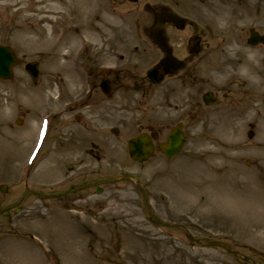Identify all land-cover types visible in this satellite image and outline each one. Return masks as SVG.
Listing matches in <instances>:
<instances>
[{"label": "rangeland", "instance_id": "obj_1", "mask_svg": "<svg viewBox=\"0 0 264 264\" xmlns=\"http://www.w3.org/2000/svg\"><path fill=\"white\" fill-rule=\"evenodd\" d=\"M145 3L175 9L203 29L196 60L182 75L151 86L141 103L137 91L118 96L120 109L102 126L119 134L101 142L99 159L88 146L86 163L79 164L63 145L48 150L46 143L21 175L39 129L32 116L48 113L56 92L62 110L77 82L75 63L117 66L131 83L158 61L157 51L144 50L137 38L133 47L129 38L144 27ZM251 28L264 35V0H0V46L18 60L13 80L0 81V145L8 146H0V186L7 187L0 209L25 194L0 213V264H264V173L253 188L242 177L253 169L240 173L247 159L256 166L264 157V46L246 47ZM29 62L39 65L37 87L24 71ZM206 92L215 94L208 107L201 101ZM16 109L28 113L25 126L9 132L5 115ZM179 122L186 123L187 142L176 158L158 153L145 164L128 158L131 137L152 128L164 140ZM100 134L88 132V144ZM218 151L224 166L214 157ZM127 174L140 181L161 225L148 217L132 181L102 186L99 195L88 188L76 203L28 194ZM206 241L223 242L236 254Z\"/></svg>", "mask_w": 264, "mask_h": 264}, {"label": "flooded vegetation", "instance_id": "obj_2", "mask_svg": "<svg viewBox=\"0 0 264 264\" xmlns=\"http://www.w3.org/2000/svg\"><path fill=\"white\" fill-rule=\"evenodd\" d=\"M163 9L171 10V8L162 4L149 6L146 3L142 6V10H145L147 15L146 19H143L144 27L136 30L135 33L129 36L133 47H136L135 42L138 39L142 46H145L144 50L150 48L155 52H159L152 41V27L155 15ZM186 20L183 30H178L170 24L165 25L169 45L173 50L174 56L184 61V67L181 71L174 76H167L165 78H175L182 75L196 60L197 56H187L186 53L188 42L196 33L194 23L188 22V19ZM137 46V48H140L139 44ZM179 51H182L183 55H180ZM155 65H157V62L152 64V66ZM79 70L81 76L71 78L77 82L72 83L67 100L64 102L65 107L59 112V116L54 112L56 100L54 99V102L51 101L49 115L47 116L49 121L48 141H54L59 145H63L66 148V154H74L79 164H85L88 155L87 147L90 146L93 152L97 150L93 158H99L97 156L99 154L98 149L103 147L101 142L108 140L109 134L113 132V128H116L115 126L109 128L103 127L102 124L108 117H114L117 113L116 111L120 109V104L117 100L118 96L121 94L127 95L132 90L134 92L137 91L140 98L139 103H141L144 101V96L149 92L148 90L152 84L144 77L141 80L130 83L129 76L124 75V73L122 74V71L117 66L115 70L111 64L92 67L87 63L79 67ZM159 73L161 74L160 69ZM53 85L55 86V83ZM124 102L126 103L127 100ZM26 115H28L26 110H18L11 120H8V117L6 118L7 121L5 122L7 124H4L3 127H6V130L9 132H12V129L15 127L23 129ZM58 117L62 118L58 120ZM97 123L99 125L96 126ZM56 127L58 130H56ZM88 129H97L104 133L100 134L97 138L98 140L95 139L94 142L88 144ZM156 131L161 136V130L156 129ZM28 132L25 131L23 134H27ZM155 144L158 145V141H155ZM78 196L75 195V198H78ZM78 200L76 199L75 201Z\"/></svg>", "mask_w": 264, "mask_h": 264}, {"label": "water", "instance_id": "obj_3", "mask_svg": "<svg viewBox=\"0 0 264 264\" xmlns=\"http://www.w3.org/2000/svg\"><path fill=\"white\" fill-rule=\"evenodd\" d=\"M131 2H136L137 0H130ZM165 22H170L174 25L182 24L183 20L178 18L175 14L164 11L160 15L156 17V25L155 30L162 32V25ZM155 33L154 38L156 43L161 47L164 53V59L161 61L160 65L165 73H174L180 68V63L174 60L171 57V51L165 46L163 42V33ZM259 41L261 43L264 42L263 38H260ZM15 65V59L13 54L6 48L0 47V78L9 79L11 78V67ZM27 70L31 72L32 76H37L36 65H28ZM147 76L153 80L154 83H158L160 79L155 78L154 69L147 73ZM204 101L206 104L212 102L211 95H206L204 97ZM168 143L164 147H161V151L167 156V158H172L177 154L179 149L182 146L183 140L180 138V134L178 131H175L168 137ZM129 156L132 160L137 162H144L148 159L152 152V147L147 142V136L142 135L138 139L132 140L129 142ZM108 182V181H107ZM138 185V182H136ZM207 245L223 247L227 250L226 246L221 243H207Z\"/></svg>", "mask_w": 264, "mask_h": 264}, {"label": "bare ground", "instance_id": "obj_4", "mask_svg": "<svg viewBox=\"0 0 264 264\" xmlns=\"http://www.w3.org/2000/svg\"><path fill=\"white\" fill-rule=\"evenodd\" d=\"M53 43H51L50 45L52 46ZM60 45H65V40L63 42L60 43Z\"/></svg>", "mask_w": 264, "mask_h": 264}]
</instances>
